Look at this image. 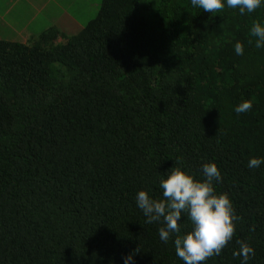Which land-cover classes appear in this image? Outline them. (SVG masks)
Wrapping results in <instances>:
<instances>
[{
    "label": "trees",
    "instance_id": "1",
    "mask_svg": "<svg viewBox=\"0 0 264 264\" xmlns=\"http://www.w3.org/2000/svg\"><path fill=\"white\" fill-rule=\"evenodd\" d=\"M240 15L190 0H102L74 35L0 38V264H183L136 206L175 161L233 203L235 233L206 264H264V48ZM244 46L236 55L234 44ZM250 100L243 114L236 105ZM185 219L183 231L190 230Z\"/></svg>",
    "mask_w": 264,
    "mask_h": 264
},
{
    "label": "clouds",
    "instance_id": "2",
    "mask_svg": "<svg viewBox=\"0 0 264 264\" xmlns=\"http://www.w3.org/2000/svg\"><path fill=\"white\" fill-rule=\"evenodd\" d=\"M194 9L211 14L228 9H238L240 15L255 12L264 6V0H190ZM251 34L256 38L255 46L264 48V24L254 23ZM234 52L244 54V46L234 44ZM253 108L250 100H244L235 106L237 114H243ZM175 161L159 180L161 197L154 198L147 190L136 193L135 202L144 215L145 223H160L159 239L168 244L171 241L176 256L183 264H206L207 260L219 256L232 241L235 233V215L233 203L226 193L217 194L214 183L222 180L221 172L214 162L204 163L201 167L202 179L177 166ZM264 165V157H252L247 167L259 168ZM185 219L190 230L183 231ZM239 248L233 252L240 258V264H248L255 255L254 248L244 241H237ZM123 264H135L134 253L123 257Z\"/></svg>",
    "mask_w": 264,
    "mask_h": 264
},
{
    "label": "rangeland",
    "instance_id": "3",
    "mask_svg": "<svg viewBox=\"0 0 264 264\" xmlns=\"http://www.w3.org/2000/svg\"><path fill=\"white\" fill-rule=\"evenodd\" d=\"M101 2L102 0H18L12 11L0 18V38L19 41L28 36L39 35L50 26H57L69 36L77 34L97 15Z\"/></svg>",
    "mask_w": 264,
    "mask_h": 264
},
{
    "label": "crops",
    "instance_id": "4",
    "mask_svg": "<svg viewBox=\"0 0 264 264\" xmlns=\"http://www.w3.org/2000/svg\"><path fill=\"white\" fill-rule=\"evenodd\" d=\"M9 1H12V2L9 3ZM9 1L0 0V18L4 17V15H6V14H9L12 11L14 5L16 4V2L18 0H9ZM31 19L33 20V17ZM52 23H53L52 25H55V22H52ZM32 33H33V31H32ZM31 34H30V36H31ZM20 37H25V36H20ZM28 37H27V39L23 38L22 40H19V41L25 42V41H28L30 38H32V37H30V38H28Z\"/></svg>",
    "mask_w": 264,
    "mask_h": 264
}]
</instances>
